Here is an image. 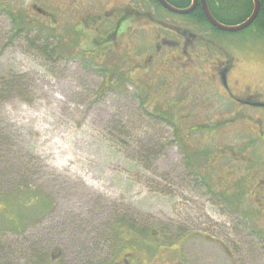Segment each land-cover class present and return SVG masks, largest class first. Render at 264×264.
Masks as SVG:
<instances>
[{
    "label": "rangeland",
    "instance_id": "1",
    "mask_svg": "<svg viewBox=\"0 0 264 264\" xmlns=\"http://www.w3.org/2000/svg\"><path fill=\"white\" fill-rule=\"evenodd\" d=\"M6 6L12 15L0 13V264H264V189L256 187L258 194H249L242 206L231 202L229 216L207 188L182 185L189 167L178 154L172 127L153 116L159 114L153 105L144 109L138 104L137 87L122 75L105 76L103 67L111 60L86 61L83 51L71 52L63 39L57 40L62 28L45 23L30 27L23 21L20 27L26 30L17 33L18 8L10 1ZM216 37L249 62L248 73L264 79L263 29L251 26ZM79 41L91 45L83 37ZM58 48L64 55L52 53ZM145 49L136 46L137 61ZM150 72L136 74L137 86L161 108L179 95L178 87L192 84L190 78L171 81L168 69L154 78ZM166 82L172 85L163 94ZM193 84L184 94L186 106L208 98L207 88ZM197 112L182 122L184 134L198 123ZM201 128L196 136L208 134ZM228 130L231 135L237 131ZM192 138V148L206 154L196 163L199 175L211 170L225 145L228 151L218 168L227 163L251 168V162L233 154L248 151L249 138L257 137ZM250 150L256 169L264 168V147L255 144ZM252 181L248 193L254 192ZM22 187L49 197L51 208L38 222L27 210L18 231L8 222L14 220L12 197ZM117 221L145 232L140 248L134 245L140 235L124 228L121 242L132 241L137 253L126 255L128 263L123 253L131 249L118 251ZM183 232L186 237L178 245ZM223 241L225 250L219 245ZM48 247L56 257L52 263Z\"/></svg>",
    "mask_w": 264,
    "mask_h": 264
},
{
    "label": "flooded vegetation",
    "instance_id": "2",
    "mask_svg": "<svg viewBox=\"0 0 264 264\" xmlns=\"http://www.w3.org/2000/svg\"><path fill=\"white\" fill-rule=\"evenodd\" d=\"M9 1L16 5L19 11L18 17L13 20L17 33L26 30L25 27H20L23 21L30 27L45 23L53 30L62 28V37H58V41L63 39L68 49L72 48L71 52L83 51L86 61L98 63L103 58L110 59L111 65L103 67L105 76L111 75L110 77L120 79L122 75L121 79L125 83H131L137 87L138 104L144 109L148 105L150 107L153 105L156 109L161 107L158 103H153V97L141 95L142 90L137 86L139 81H136L137 73L154 71L152 75L154 78L163 76L164 71L168 69L171 81L176 78L182 83L184 79L190 78L191 86L178 87L179 95L167 100L166 107L160 109L161 116L165 118L161 119L162 122L172 127V137L177 139L178 154L189 167L182 173V185H198L207 188L209 194L215 197V203L221 205L224 203L225 213L229 216L232 210L231 202L242 206L246 203L249 194H258L256 187L260 186L264 189V168L256 169L255 162L248 157L250 156L248 151H251L253 145L258 144L264 147V79H258L256 75L248 73L251 70L248 69L249 62L228 51L221 40L217 39V34L227 31L218 29L208 21L203 0H189V4L183 8L174 5L180 0H172L173 3L166 0L180 9H187L194 5V9L186 14L170 11L162 6L159 0H0V13L12 15L6 6ZM205 1L213 16L219 21L211 7L214 2L219 7V0ZM252 2L254 8V0ZM77 3L79 6H76ZM159 7L168 12V15L163 16ZM73 11L79 12L74 15ZM219 12L221 13V10ZM251 26H255L254 22L249 27ZM255 27L259 30L257 26ZM82 37L85 42H91V45H83L79 41ZM140 44L146 49L137 61L136 46ZM56 46H59L57 42ZM57 52L64 55L63 50L60 51L59 48L52 50L55 55ZM251 75L256 78L254 81H251L253 78ZM193 83L207 88L208 98L206 100L196 98L194 100L198 103L186 106L184 94L192 90ZM107 85L105 87L112 88ZM168 85L172 84L166 82L165 86H162L163 94L167 93ZM184 109H189L188 113H178ZM194 110L198 111L196 114L198 123L189 125L184 134L182 122L188 120ZM153 116L158 118L160 114L153 113ZM201 126L205 127L204 133L208 132V134L196 136L195 131L202 130ZM232 126L236 127L237 131L231 135L228 129ZM240 130L245 132V135L240 133ZM214 135L257 137L254 140L249 138L246 144L248 151H236L233 154L234 159L239 161L243 159L245 163L251 162V168H247L246 165L234 168L230 163L224 165L225 168H218L216 163L228 151L225 145L224 152L216 157L217 160L216 158L211 160V170L204 173L205 176L199 175L195 169L196 163L206 154L203 150L192 148L188 139ZM186 140L188 141L185 143ZM249 178L255 182L254 192L250 193L247 192ZM254 182L250 183L254 184ZM50 206L43 213L49 210ZM39 211L40 208L33 214L37 222L43 217ZM218 213H222V210L218 209ZM184 237H186L185 232L182 233L178 245L183 242ZM138 241L139 243L135 242L134 245L142 248L144 239L141 241L140 237ZM132 245V241H127L118 251L131 249L130 252L123 254L134 256L137 253ZM219 245L226 249L225 241ZM47 253L51 254V263L56 260L55 254L49 247ZM128 261L126 256L125 262L128 263Z\"/></svg>",
    "mask_w": 264,
    "mask_h": 264
},
{
    "label": "trees",
    "instance_id": "3",
    "mask_svg": "<svg viewBox=\"0 0 264 264\" xmlns=\"http://www.w3.org/2000/svg\"><path fill=\"white\" fill-rule=\"evenodd\" d=\"M259 1L261 3V8L257 18L254 21V25L257 26L259 29L264 30V0H259ZM219 2H220L219 7L216 5L215 2H214L215 5L212 3L211 7H212V11L214 12V15L217 16L219 21H221L224 24H229V25L239 24L242 21H244L246 17L248 18L253 11L252 0H219ZM188 4H189V0H180L178 1V3H174V5L180 8H183L185 5ZM220 10L221 13L219 12ZM226 14H230V15L239 14V15L234 19H228L229 17L224 16ZM157 111L161 116V111L159 109H157ZM160 116L158 117L160 120L165 119L162 116L161 117ZM3 199L0 196V201ZM12 199L14 202L10 206L13 211L12 217L14 220L8 222V224H10L14 230H18V231L22 229L23 213L26 210L29 211L32 210V212L33 211L35 212L38 208H40L39 213L41 214L44 212L45 209H47L50 206L49 197L41 196L40 193H37V190H34L33 188H29V187L18 188V193L15 196H13ZM121 223L120 221H117L113 224V226L117 229V232L119 234L121 233L118 236V238H120L119 248L123 246V243L121 242V236H125L124 233H127L126 231L124 232V228L130 231V235L132 232H134L136 235H140V234L142 235V233L137 229V227L134 228L133 225L130 226ZM16 225H18L19 228H17ZM134 233H132V235H134ZM141 235L137 236L138 239H140ZM138 239L134 238L135 242L139 243ZM151 250L152 252L156 251L155 248L154 249L152 248Z\"/></svg>",
    "mask_w": 264,
    "mask_h": 264
},
{
    "label": "water",
    "instance_id": "4",
    "mask_svg": "<svg viewBox=\"0 0 264 264\" xmlns=\"http://www.w3.org/2000/svg\"><path fill=\"white\" fill-rule=\"evenodd\" d=\"M159 2L162 6L169 9L170 11L176 12V13H181V14L189 13L190 11H192L194 9V5L190 8H187V9H180V8H176V7L172 6L166 0H159ZM203 6H204L206 18L208 19V21L213 26L217 27L220 30L227 31V32H238V31H241V30L249 27L255 21V19L257 18L258 14H259V11L261 8V3L259 0H254V8H253V11L250 14V16L244 22H242L240 24H236V25L224 24V23L218 21L213 16L211 11L209 10V7L206 4L205 0H203Z\"/></svg>",
    "mask_w": 264,
    "mask_h": 264
},
{
    "label": "bare ground",
    "instance_id": "5",
    "mask_svg": "<svg viewBox=\"0 0 264 264\" xmlns=\"http://www.w3.org/2000/svg\"><path fill=\"white\" fill-rule=\"evenodd\" d=\"M16 33V32H15ZM13 34V33H12Z\"/></svg>",
    "mask_w": 264,
    "mask_h": 264
}]
</instances>
